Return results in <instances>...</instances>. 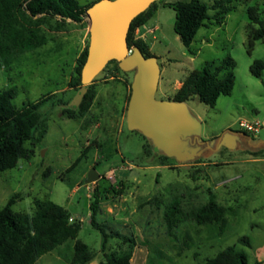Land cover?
<instances>
[{"label": "rangeland", "instance_id": "rangeland-1", "mask_svg": "<svg viewBox=\"0 0 264 264\" xmlns=\"http://www.w3.org/2000/svg\"><path fill=\"white\" fill-rule=\"evenodd\" d=\"M200 1L212 6L214 0ZM233 5L221 23L205 21L189 48L173 29L175 12L169 6L159 4L146 27L134 32L135 37H145L156 57L157 99L171 98L193 69H213L224 58L234 63L233 87L215 105L197 96L184 102L189 116L200 124L196 137L202 141L187 144L188 150L197 147L189 160L166 156L139 130L128 129L126 109L135 68L117 70L114 61L107 63L90 82L96 95L85 115L74 119L62 112L64 106L71 107L77 92L68 86L76 58L90 41L86 15L82 28H44L45 44L18 55L7 67L0 66V90L15 87L12 103L16 106L57 93L40 108L45 132L39 136L37 130L38 141L26 143L33 147V155L0 172V207L16 193L19 196L12 205L16 212L32 214L35 200L62 205L70 212V220L81 225L78 238L95 254L89 264L127 251L131 264H199L227 246L243 251L247 264L264 259V70L261 78L249 71L253 60H264V41L256 40L248 52L245 30L246 8L257 5L264 12V0L234 1ZM208 13L212 15L214 9ZM57 98L67 103L59 105ZM240 121L255 124L257 132L242 134ZM230 132L237 136L234 147L218 146ZM91 168L100 178L85 184ZM94 189L101 196L98 222L106 224L107 232L118 231L130 240L112 236L102 247V234L90 223ZM210 195L225 209L223 225L198 224L189 216ZM172 203L179 218L168 229L165 213ZM241 236L248 238L249 245L238 241ZM72 244L68 240L34 264H66Z\"/></svg>", "mask_w": 264, "mask_h": 264}, {"label": "trees", "instance_id": "trees-1", "mask_svg": "<svg viewBox=\"0 0 264 264\" xmlns=\"http://www.w3.org/2000/svg\"><path fill=\"white\" fill-rule=\"evenodd\" d=\"M96 1L91 0L83 4L79 0H0V66L7 67L18 55L45 44L47 35L44 28L59 31L69 25L85 27L86 9ZM234 1L243 0H214L212 6L200 0H160L159 3L154 1L132 18L126 34L127 44L129 47L138 46L145 57L153 55L147 43L142 38L135 37L134 32L154 15L161 4L173 8V29L182 44L189 48L205 21L221 23L224 15L233 9ZM209 9H214L212 15L208 13ZM246 14L247 50L250 52L256 40L264 41V12H259L257 5H249ZM87 51L88 45L76 58L73 73L68 81V86L76 91L81 86V70ZM112 61L116 63L115 69L118 70L116 60L112 59L108 63ZM233 65L230 58H224L213 69L203 66L189 71L168 100L185 102L197 96L201 102L215 105L217 98L229 94L233 87ZM263 70L264 60L261 59L253 60L249 66L250 73L257 78H261ZM92 84L87 85V90L77 106L62 108L67 117L80 118L89 110L96 95V88ZM15 95V87L0 90V172L15 167L20 159L28 160L33 155V147L27 146L26 143L35 144L38 141L35 135L37 130L39 136L45 132L40 108L46 100L56 97L57 93L45 94L35 101H26L21 106L12 103ZM57 102L62 106L67 103L61 98H57ZM18 196L17 193L13 194L6 204L0 207V264H34L41 255L68 240H73V244L72 254L66 264H89L93 260L94 252L78 238L80 223L70 220V212L65 207L50 200H35L32 214L16 212L12 210V205ZM100 199L99 191L94 189L89 204L90 223L102 234V247L112 236L130 240L118 231L107 232L106 224L98 222ZM176 207V203H172L165 213L168 229L175 227L178 221ZM224 214L225 209L210 195L208 201L191 211L189 216L198 224L223 225ZM238 241L249 245L245 236L239 237ZM130 257L129 251L113 252L97 264H131ZM199 264H247V261L243 251L234 246H227Z\"/></svg>", "mask_w": 264, "mask_h": 264}, {"label": "water", "instance_id": "water-1", "mask_svg": "<svg viewBox=\"0 0 264 264\" xmlns=\"http://www.w3.org/2000/svg\"><path fill=\"white\" fill-rule=\"evenodd\" d=\"M154 1L97 0L86 9L90 41L81 70V86L69 104L77 106L80 103L87 85L108 61L116 60L122 70L135 68L126 109L128 129L139 130L166 156L189 160L197 154V147L188 150L187 144L195 143L200 124L189 116L184 102L155 98L160 76L156 57H145L138 46L129 47L126 40L132 18ZM236 137L234 133H227L218 146L233 148ZM99 178L100 174L91 168L84 182L89 184Z\"/></svg>", "mask_w": 264, "mask_h": 264}, {"label": "built area", "instance_id": "built-area-1", "mask_svg": "<svg viewBox=\"0 0 264 264\" xmlns=\"http://www.w3.org/2000/svg\"><path fill=\"white\" fill-rule=\"evenodd\" d=\"M239 128L240 130H243L244 132L247 133H256L258 128L255 124L248 123L246 121H240L239 122Z\"/></svg>", "mask_w": 264, "mask_h": 264}, {"label": "crops", "instance_id": "crops-1", "mask_svg": "<svg viewBox=\"0 0 264 264\" xmlns=\"http://www.w3.org/2000/svg\"><path fill=\"white\" fill-rule=\"evenodd\" d=\"M146 23L144 24V27H146ZM144 27H141V29H143ZM153 27H155L156 28V26H153ZM140 28H137L136 29V32H139L140 30H141ZM148 30V29H147ZM144 33V35L146 34V32H143ZM138 37H140V38H142L146 43H147V40L145 39V37L144 36H138ZM148 44V43H147ZM149 45V44H148ZM150 48V47H149ZM180 84H181V81H180ZM63 90H65V89H62L61 91H63ZM256 262H258V263H256ZM255 262V264H264V259H261L260 257L257 259V261Z\"/></svg>", "mask_w": 264, "mask_h": 264}, {"label": "flooded vegetation", "instance_id": "flooded-vegetation-1", "mask_svg": "<svg viewBox=\"0 0 264 264\" xmlns=\"http://www.w3.org/2000/svg\"><path fill=\"white\" fill-rule=\"evenodd\" d=\"M240 132H241L242 134H244V135H247V133L244 132V131H240ZM200 142H202V141H198V140L196 139L194 144H199ZM190 144H193V143L190 141Z\"/></svg>", "mask_w": 264, "mask_h": 264}]
</instances>
